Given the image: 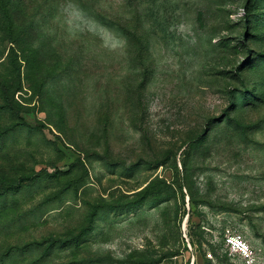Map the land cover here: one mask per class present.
<instances>
[{"label":"rangeland","instance_id":"1","mask_svg":"<svg viewBox=\"0 0 264 264\" xmlns=\"http://www.w3.org/2000/svg\"><path fill=\"white\" fill-rule=\"evenodd\" d=\"M227 232L264 264V0H0V264H241Z\"/></svg>","mask_w":264,"mask_h":264},{"label":"built area","instance_id":"2","mask_svg":"<svg viewBox=\"0 0 264 264\" xmlns=\"http://www.w3.org/2000/svg\"><path fill=\"white\" fill-rule=\"evenodd\" d=\"M223 245L228 256L238 258L241 264H258L254 249L241 234L227 232L223 237Z\"/></svg>","mask_w":264,"mask_h":264},{"label":"trees","instance_id":"3","mask_svg":"<svg viewBox=\"0 0 264 264\" xmlns=\"http://www.w3.org/2000/svg\"><path fill=\"white\" fill-rule=\"evenodd\" d=\"M188 190H189V189H188ZM223 246H224V245H223ZM225 253H226V255L228 256L226 250H225ZM228 257H230V256H228ZM156 260H157V259H154V257H151V258H147V259H145V261H143V263H144V264H156V263H158ZM143 263H142V264H143Z\"/></svg>","mask_w":264,"mask_h":264},{"label":"bare ground","instance_id":"4","mask_svg":"<svg viewBox=\"0 0 264 264\" xmlns=\"http://www.w3.org/2000/svg\"><path fill=\"white\" fill-rule=\"evenodd\" d=\"M185 226V225H184ZM185 228V227H184Z\"/></svg>","mask_w":264,"mask_h":264}]
</instances>
